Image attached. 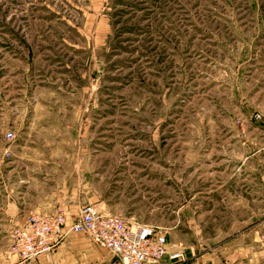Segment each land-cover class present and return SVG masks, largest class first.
Wrapping results in <instances>:
<instances>
[{
    "label": "rangeland",
    "instance_id": "rangeland-1",
    "mask_svg": "<svg viewBox=\"0 0 264 264\" xmlns=\"http://www.w3.org/2000/svg\"><path fill=\"white\" fill-rule=\"evenodd\" d=\"M88 203L264 264V0H0L3 254Z\"/></svg>",
    "mask_w": 264,
    "mask_h": 264
},
{
    "label": "built area",
    "instance_id": "built-area-1",
    "mask_svg": "<svg viewBox=\"0 0 264 264\" xmlns=\"http://www.w3.org/2000/svg\"><path fill=\"white\" fill-rule=\"evenodd\" d=\"M67 220L68 214L62 207L52 213H32L23 225L11 230L10 252L20 264H39L38 258L51 253L69 231L88 234L94 242L113 253L120 264H158L165 256L171 260L185 256L180 248H168L167 238L158 226L102 212L91 203L81 207L69 225Z\"/></svg>",
    "mask_w": 264,
    "mask_h": 264
},
{
    "label": "crops",
    "instance_id": "crops-1",
    "mask_svg": "<svg viewBox=\"0 0 264 264\" xmlns=\"http://www.w3.org/2000/svg\"><path fill=\"white\" fill-rule=\"evenodd\" d=\"M27 211V214L20 215V218L14 221L11 230L15 226L23 225L27 217L34 213V209H28ZM43 212L45 211L43 210ZM78 213L79 211L74 215H68V225L77 217ZM261 229L264 232V226ZM167 241L170 250L180 248L184 251V259L171 260L165 256L158 264H258L253 251L244 255L236 250L233 254L227 255L226 250H222V247L209 252L200 250L202 247L198 245L183 247L172 243L168 238ZM262 245L264 246V241ZM37 261L39 264H120L113 253L94 242L88 234L69 231L58 241L51 253L40 256ZM0 264L20 263L16 255L13 253L4 255L3 249L0 247Z\"/></svg>",
    "mask_w": 264,
    "mask_h": 264
}]
</instances>
